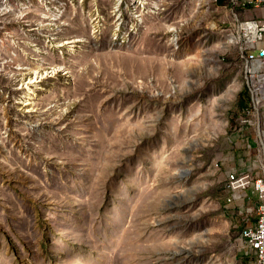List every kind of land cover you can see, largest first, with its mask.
<instances>
[{"label": "rangeland", "instance_id": "374dc122", "mask_svg": "<svg viewBox=\"0 0 264 264\" xmlns=\"http://www.w3.org/2000/svg\"><path fill=\"white\" fill-rule=\"evenodd\" d=\"M147 1L48 4L0 46V264H256L227 170L264 106L225 0Z\"/></svg>", "mask_w": 264, "mask_h": 264}, {"label": "built area", "instance_id": "2783aa9c", "mask_svg": "<svg viewBox=\"0 0 264 264\" xmlns=\"http://www.w3.org/2000/svg\"><path fill=\"white\" fill-rule=\"evenodd\" d=\"M61 1L65 0H50L49 3H44L43 0H0V46L5 48L8 47L7 44L13 43L18 29L16 24L31 20L30 17L38 14L41 7L50 10L54 3H58L56 11L61 13L65 9H62ZM213 2L221 3L220 0ZM146 3L150 2L146 0L141 6L145 7ZM221 5L228 17L227 22H230L236 32L234 34L231 31L230 43L238 45L240 58L245 61L244 73L248 80L251 105L253 108H260L264 106V16L244 18L250 10L264 13V0H225ZM46 24L49 26L53 23L48 20ZM171 44L178 46L179 38H172ZM255 130L258 154L263 155L259 159V167L263 172L257 178L251 173L227 172V188L232 195L229 202L241 200L243 191L253 190L252 195L258 196V206L246 208L249 214L257 213V222L247 225L242 230L241 237L246 241L249 251L256 256V264H264V129L258 124Z\"/></svg>", "mask_w": 264, "mask_h": 264}, {"label": "crops", "instance_id": "0c3cea01", "mask_svg": "<svg viewBox=\"0 0 264 264\" xmlns=\"http://www.w3.org/2000/svg\"><path fill=\"white\" fill-rule=\"evenodd\" d=\"M254 130H255V128H254ZM255 134H256V130H255ZM247 139H250V137L248 136ZM247 142L248 143L245 145L246 150L244 152H245V154H248L250 156L248 158H246V160L245 159L239 160L238 164H231L230 163V167L228 168L227 172L237 171L239 173H251L255 178H257L260 176V172H258V171L263 172L262 168L259 167V154H258V150H257V145L255 143V145H256V148H255L253 143H251V140H249V141L247 140ZM252 150L256 151L255 156H252V154H253ZM239 156H240V154H239ZM253 157H255L254 160H253ZM249 191H245L244 196L246 195V197H247V194H249ZM241 196L243 197V194H241ZM251 197L252 198H248V199L244 200L245 204H247L249 207L258 206V203H259L258 199L253 198L252 195H251ZM256 222H257V220L255 221V223Z\"/></svg>", "mask_w": 264, "mask_h": 264}, {"label": "bare ground", "instance_id": "6f19581e", "mask_svg": "<svg viewBox=\"0 0 264 264\" xmlns=\"http://www.w3.org/2000/svg\"><path fill=\"white\" fill-rule=\"evenodd\" d=\"M34 81H38L39 82V78H37ZM34 81H32V79L29 81L28 85L25 87V89L28 91V94H31L33 92V88L31 87L34 84ZM26 91V92H27Z\"/></svg>", "mask_w": 264, "mask_h": 264}, {"label": "trees", "instance_id": "16d2710c", "mask_svg": "<svg viewBox=\"0 0 264 264\" xmlns=\"http://www.w3.org/2000/svg\"><path fill=\"white\" fill-rule=\"evenodd\" d=\"M221 1V3L224 1V0H220ZM241 107L243 108V107H246V104H244L243 102H241Z\"/></svg>", "mask_w": 264, "mask_h": 264}]
</instances>
